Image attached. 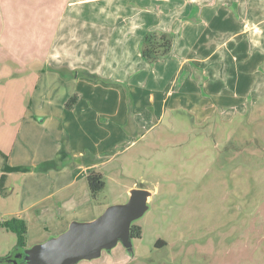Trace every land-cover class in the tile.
Returning <instances> with one entry per match:
<instances>
[{
    "label": "crops",
    "instance_id": "obj_1",
    "mask_svg": "<svg viewBox=\"0 0 264 264\" xmlns=\"http://www.w3.org/2000/svg\"><path fill=\"white\" fill-rule=\"evenodd\" d=\"M149 31L173 36L156 63L142 54ZM0 38L14 73L32 77L28 112L0 126V173L5 164L60 163L5 172L24 177L16 209L5 212L23 216L29 232L37 215L61 208L81 207L68 223L57 216L58 235L99 216L105 206L91 197L89 173L108 180L116 158L150 130L185 124L175 112L201 124L264 103V0H0ZM84 209L94 215L77 217Z\"/></svg>",
    "mask_w": 264,
    "mask_h": 264
},
{
    "label": "rangeland",
    "instance_id": "obj_2",
    "mask_svg": "<svg viewBox=\"0 0 264 264\" xmlns=\"http://www.w3.org/2000/svg\"><path fill=\"white\" fill-rule=\"evenodd\" d=\"M0 44V126H4L28 112L32 77L14 73L19 65L13 64L2 38ZM173 115L185 124L171 126L165 120L119 155V170L112 171L99 194L106 209L128 201L132 187L150 190L148 209L133 221L142 227V236L77 264H264V103L250 107L247 114L229 120L215 115L201 124L183 112ZM23 180V176L5 180L1 219L12 217L5 211L16 209ZM8 182L15 189L9 196ZM77 208L37 215L30 232L28 225L31 247L58 235L57 216L64 215L68 223ZM77 213L79 218L94 215L85 209ZM22 257L17 234L1 228L0 264H27Z\"/></svg>",
    "mask_w": 264,
    "mask_h": 264
},
{
    "label": "water",
    "instance_id": "obj_3",
    "mask_svg": "<svg viewBox=\"0 0 264 264\" xmlns=\"http://www.w3.org/2000/svg\"><path fill=\"white\" fill-rule=\"evenodd\" d=\"M150 190L132 188L124 203L109 205L91 221H73L63 233L22 251L27 264H77L98 258L119 242L130 244L131 226L148 209ZM22 255V254H21Z\"/></svg>",
    "mask_w": 264,
    "mask_h": 264
},
{
    "label": "trees",
    "instance_id": "obj_4",
    "mask_svg": "<svg viewBox=\"0 0 264 264\" xmlns=\"http://www.w3.org/2000/svg\"><path fill=\"white\" fill-rule=\"evenodd\" d=\"M173 45V36L167 32L160 31H149L146 33L143 39L142 54L143 57L149 63H156L163 60L171 51ZM77 99V95L71 97L68 106H72ZM65 142L62 144L61 151L65 149ZM83 158V157H82ZM60 163L58 159H51L37 166L30 165H20L11 166L5 164L3 168V173L0 177V193L4 187L6 174L5 172L21 171L26 172L30 170H41L46 171L51 168H58ZM88 183L91 192V197L96 203H102L99 199V194L105 189L107 184V179L104 173L94 170L88 175ZM6 229L17 234V249L23 251L28 248L27 234H28V224L26 219L20 216H13L11 218H0V229ZM131 236L132 238H140L142 236V227L138 224L132 223L131 226ZM158 241L157 243H161ZM18 251V250H17ZM16 251V252H17ZM15 256V255H14ZM13 256V257H14Z\"/></svg>",
    "mask_w": 264,
    "mask_h": 264
}]
</instances>
